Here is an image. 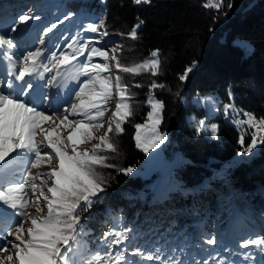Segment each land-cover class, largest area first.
<instances>
[{"label":"trees","instance_id":"16d2710c","mask_svg":"<svg viewBox=\"0 0 264 264\" xmlns=\"http://www.w3.org/2000/svg\"><path fill=\"white\" fill-rule=\"evenodd\" d=\"M40 1L0 0V20L13 21L12 9ZM78 1L92 0H49L60 15L77 10ZM219 1L221 9L205 7L210 0H151L139 5L130 0H103L94 8L105 20L106 27L101 30L108 32L96 41L100 48L110 50L119 45L125 66L142 63L159 50L160 67L156 76L150 71L120 73L129 89L131 115L122 133H110L116 151L102 153L107 163L114 165L97 169L106 180L105 192L94 200L92 208L81 212L84 231L78 241L86 252L100 251L103 233L121 228L130 230L127 252L137 247L146 252L159 248L161 260L167 258L168 246L175 255L195 260L204 258L202 249L210 246L208 239L232 245L235 236L230 235L229 226L236 217L242 221L239 226L243 231L259 234L255 230L259 221H264V144L259 143L248 159L230 164L241 148L237 129L220 122L214 138L196 132L186 118L190 112L202 115L203 108L196 106L191 96L206 92H214L219 103L232 99L237 108L264 115V0H244L226 20L223 15L228 0ZM140 21L137 38H130L128 33ZM190 67L192 71L181 81L179 77ZM153 82L163 88L150 93ZM137 84L140 87H135ZM148 94L164 104L158 127L168 133L171 147L183 157L173 168L177 186L156 197L151 192L140 193L149 190L140 175L120 171L140 166L145 159L133 135L135 124L146 118ZM12 176V172L5 173L1 182ZM5 224L0 220V230L7 229Z\"/></svg>","mask_w":264,"mask_h":264},{"label":"snow or ice","instance_id":"6c2138e0","mask_svg":"<svg viewBox=\"0 0 264 264\" xmlns=\"http://www.w3.org/2000/svg\"><path fill=\"white\" fill-rule=\"evenodd\" d=\"M134 3L150 4L151 0H134ZM204 6L221 9L222 4L217 0ZM228 7L230 8L231 4ZM71 15L69 13L63 20L44 27V36L56 29L58 24H63ZM38 20L40 16L31 14V10L29 13L20 14L15 22L18 26L12 27L11 32H18L19 26ZM142 23L143 21H140L128 33L130 38H137V29ZM105 27V20L100 19L98 23H88L83 31L107 36V31H101ZM44 43L45 40L41 37L40 44ZM91 43V39L73 37L72 41L67 43L70 52L61 51L58 54L53 51L50 56H45L44 50L37 47L23 56L17 68V62L13 60L14 53L11 51L16 48L14 39L5 38V34H0V48L8 49L0 52V55L7 58L10 64L7 72L10 77L6 84L7 90L0 86V170L10 171L14 175L13 166L24 165L20 169L21 176L0 182V210L11 209L12 213L5 212V215L20 218L13 219L9 228L0 230V264H77L74 259L77 250L73 246L78 244L84 231L81 212L92 208L94 200L99 199L105 192L106 180L97 169L114 167L107 163L108 158L102 153L116 151L110 140V133H122V126L131 115L128 103L129 89L122 83L120 73L138 75L150 71L153 76L158 73L159 50L150 53L152 59L125 66L120 60L119 45L105 51L90 46ZM81 57L84 59H78ZM94 57L102 58L103 63H94ZM45 59L47 63L42 62ZM69 68L74 69L72 78L85 79L77 85L78 90L74 91L76 102L70 107H64L62 114H57V111L48 114V96H44L42 102L28 99L35 85L26 77L38 76L44 79V74L48 73V86L57 87L58 78L67 74ZM113 68L117 70L114 78ZM191 71V67L187 68L179 79L184 81ZM102 73L108 75L102 76ZM11 77H14V80ZM14 82H20L19 92L15 91ZM156 88H163V85L153 82L150 93ZM113 98L117 100L115 111L111 113L103 134L97 135L96 133L104 128L103 117L108 102ZM209 100L211 98L199 102L206 103ZM147 103L151 107V111L147 113L149 123L136 124L134 137L136 147L145 153L158 148L167 138L164 133L158 131L164 104L151 95ZM232 111H235L233 104H224L223 114L226 118ZM244 116L246 119L238 124L247 125L255 131L251 132V142L247 146L243 132L238 143L242 148L240 154H250L258 142L264 144V118L257 119L250 113H244ZM145 128L150 129V134H143L142 129ZM196 130L198 133L210 131L215 138L218 126L212 124L209 129L207 119L201 118ZM37 136L40 137L39 141ZM93 141L96 143H92ZM82 145L84 147H81ZM44 166L50 170L41 172L40 169ZM120 171L128 175L133 169L128 167ZM30 208L35 209V214L29 211ZM129 232L127 228L104 232L101 250L92 254L90 259L84 260L83 264H144L151 261L177 264L171 256L161 260L159 248L155 252H146L137 247L130 253L127 252L126 241L129 239ZM206 243L214 245L216 240L211 238ZM250 246H256L264 252V236L245 239L240 244L244 249ZM243 255L247 258L249 253ZM209 259L214 260V257L210 256ZM202 264H209V260H203Z\"/></svg>","mask_w":264,"mask_h":264},{"label":"rangeland","instance_id":"374dc122","mask_svg":"<svg viewBox=\"0 0 264 264\" xmlns=\"http://www.w3.org/2000/svg\"><path fill=\"white\" fill-rule=\"evenodd\" d=\"M57 0H55V3ZM91 1V0H88ZM103 0H92L91 2H80L78 1L77 10L68 12L72 15L68 20H64L63 24H58L57 28L54 29L51 33H48L47 36H44L43 28L46 26H50L51 23H55L58 20H63L67 13L61 12L57 14L56 5L50 6L49 0H41L36 4H23L22 6H18L16 9H12L10 12L15 15L13 21L9 20H0V34H5V38L12 37L14 39V43L16 44V48L11 50L14 53L13 60L17 62V68L19 67V61L22 60L23 56L27 54L28 51H34L37 47H41L44 50L45 56H50L51 52L55 51L59 54L61 51L70 52L71 50L67 48V43L72 41L73 37H77L78 39L87 40L91 39L92 43L90 46L92 47H99L96 41H98L101 37L99 33H91L85 32L83 29L87 26L88 23L96 22L98 23L101 19V16L94 8L99 7V3ZM134 2V0H130ZM217 0H210V3H215ZM143 4V3H141ZM59 7L61 4L58 5ZM52 8V9H51ZM9 10V9H8ZM31 10V14L40 16V20L38 21H30L25 26H19L18 32H11L12 27L18 26L15 22L18 21V17L20 14L29 13ZM52 10V14H51ZM52 15V16H51ZM41 20H44L42 22ZM102 31V30H101ZM41 37L44 38L45 43L43 45L40 44ZM246 41L243 40L242 43ZM247 46L248 43L246 42ZM102 50H109L105 48H101ZM8 51L6 48H0V52ZM78 59H84L83 57ZM152 59L151 56H148L143 59ZM5 61H8L7 58L4 57ZM2 61V60H1ZM142 61V62H143ZM9 62V61H8ZM43 63H47L48 61L45 59L42 61ZM94 63H103L102 58L94 57ZM42 71V69H40ZM54 74V73H53ZM115 74H117L116 70H112V76L114 78ZM103 75H108L107 73H102ZM74 76V69L69 68L67 70V74H62L61 77L58 78V86L57 87H49L48 86V78L49 74H44V79H40L38 76L36 77H26V79H31L35 85L34 90L32 91L31 95L28 97L29 100L34 102H42L44 96H48L50 100L46 102L47 107L49 108L48 114H52L53 111H57V114L63 113L64 107H70L72 103H75L76 100L74 98V91L78 90L77 85L85 79L84 77H80L79 79L72 78ZM10 79V77H8ZM7 79V80H8ZM14 80V77H11ZM15 83V91H20V82ZM6 84L2 82L0 78V86L5 87ZM7 90V89H6ZM151 94H148L145 98V104L149 106V111H151L150 105L147 103V100ZM156 98L154 95H151ZM206 98H211V100L207 101L206 103H201L199 101H205ZM158 99V98H156ZM159 100V99H158ZM192 102L196 106H201L203 108V113L200 116H195L194 112H190L186 115L187 120L191 121L195 127V130L198 126V121L201 118L207 119V127L210 129L212 124H216L217 126L220 122L230 123L232 124L238 131V137L240 138L241 133L245 134V146L251 142V132L255 131V129H249L247 125H239L238 122L246 119L244 113H250L254 115L257 119L264 118V115H255L249 111L237 108L232 99L229 101H224L222 103L218 102V97L215 95L214 92H206L203 94L195 93L191 96ZM117 100L116 98L111 99L107 105V111L103 117L104 128L100 129L96 134L102 135L103 131L106 130L108 121L111 117V113L115 111V104ZM226 103H231L235 107V111L231 112L227 118L223 114V106ZM211 108V110H210ZM146 118L139 123L136 124H148V118ZM71 119V117H70ZM135 124V125H136ZM48 125H45L47 127ZM158 131L164 133L166 135L165 141L160 144L158 148L151 149L148 153H145V159L143 160L142 164L137 167H131L133 172L131 174L140 175L142 178L145 179V185L149 187V190L144 191L141 190L140 193L144 192H151V195L161 196L167 192L168 189L174 188L177 186L178 178L173 173V168L178 164L179 161L183 159V157L171 147V143L169 140V135L166 131L160 130L158 127ZM143 134L148 135L150 134V129L145 128L142 129ZM197 132V130H196ZM202 134L212 136L210 131L202 132ZM136 135V129L134 130L133 139ZM238 138V141H239ZM37 141L40 140V137H36ZM92 143H96L93 141ZM134 144L136 146V142L134 139ZM259 144V142H258ZM253 150L250 154H240L242 152V148L238 150L230 159V164H233L240 158L248 159L252 154L256 153L257 147ZM91 145H88L90 147ZM81 147H84L83 145ZM139 149V148H138ZM141 150V149H140ZM50 151V150H48ZM24 167L23 164L14 165L13 169L15 174L10 177V179H16L22 175L20 169ZM50 169L47 166H44L40 169L41 172H47ZM10 173V171L0 170V182L1 177L5 173ZM30 191V190H29ZM30 212L35 214V209L30 208ZM5 212L12 213L11 209H4L0 210V220L5 221V227L9 228L12 225L13 219L19 220V217L12 216L10 218L9 215H5ZM10 220L8 223L7 221ZM242 221L240 218L236 217L229 226V233L232 236H235L232 245H224L220 243H215L214 245H210L204 247L202 250V254L204 258H197L195 260L191 256H180V254L175 255L176 252L170 249V246L166 248V256L164 257H172L174 262L177 264H202V261L205 259L209 260V264H264V252H261L259 248L256 246H250L248 249H244L240 247V244L243 243L245 239H256L261 236H264V221H259V227L255 231H259V234H253V232L242 230L241 226ZM239 226V227H238ZM27 227V225H25ZM14 230V227H12ZM119 230V229H118ZM242 231V235H241ZM197 233V231H195ZM238 235L239 238L237 237ZM9 239H12L9 237ZM74 249H76V253L74 259L77 261V264H83L84 260L90 259L92 254H95L93 251H87V248L83 243L78 241V244H75ZM244 253H249V256L245 258L243 255ZM102 254V253H101ZM177 256V259H176ZM214 257L213 259H209V257Z\"/></svg>","mask_w":264,"mask_h":264},{"label":"water","instance_id":"95a60500","mask_svg":"<svg viewBox=\"0 0 264 264\" xmlns=\"http://www.w3.org/2000/svg\"><path fill=\"white\" fill-rule=\"evenodd\" d=\"M243 1L244 0H228V5L231 4V7H227V10L223 15V20H226L227 18L233 16Z\"/></svg>","mask_w":264,"mask_h":264},{"label":"built area","instance_id":"2783aa9c","mask_svg":"<svg viewBox=\"0 0 264 264\" xmlns=\"http://www.w3.org/2000/svg\"><path fill=\"white\" fill-rule=\"evenodd\" d=\"M221 4H222V2L221 1H219Z\"/></svg>","mask_w":264,"mask_h":264}]
</instances>
